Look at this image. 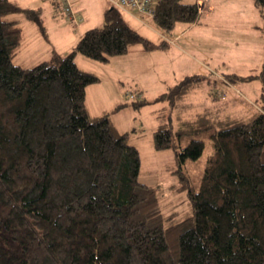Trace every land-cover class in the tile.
<instances>
[{
	"label": "trees",
	"instance_id": "trees-1",
	"mask_svg": "<svg viewBox=\"0 0 264 264\" xmlns=\"http://www.w3.org/2000/svg\"><path fill=\"white\" fill-rule=\"evenodd\" d=\"M254 4L264 50V0ZM16 12L44 30L39 9L0 0V264H264V56L257 72L228 76L260 82L246 118L221 117L219 106L191 111L185 99L204 82L200 74L157 96L177 110L179 127L156 129L155 149L173 148L180 163L196 159L204 141L179 146L188 132L207 133L213 147L197 190H188L193 213L164 225L158 185L140 181L128 133L116 132L108 112L89 115L86 86L99 77L75 56L107 62L135 44L151 51L166 42L142 36L110 5L103 25L69 52L24 67L13 61L23 31L7 16ZM201 12L198 0H159L149 20L168 33Z\"/></svg>",
	"mask_w": 264,
	"mask_h": 264
},
{
	"label": "rangeland",
	"instance_id": "rangeland-1",
	"mask_svg": "<svg viewBox=\"0 0 264 264\" xmlns=\"http://www.w3.org/2000/svg\"><path fill=\"white\" fill-rule=\"evenodd\" d=\"M24 1L32 8L43 6L44 11L40 17L46 16L47 8L51 7L49 2L51 0ZM81 1L82 5H79L78 9L80 12L88 13L90 22L88 28L103 25V11L110 7L109 2L107 0ZM180 1L191 2L193 0ZM222 2L219 3L223 7L217 9L206 22H203L204 13L201 14V12L198 24L177 37L176 45L182 49L181 51L166 52L167 45L148 51L144 50L140 44H135L127 53L110 56L107 62L83 55L75 61L81 69L93 72L99 77L97 82L87 85L85 90L91 117L93 116L92 109L98 104L97 93L102 90L112 97L107 100L113 106V109L108 112L109 118L113 121L116 132L118 134L127 132V142L139 151L140 181L158 185L159 205L164 217V225L177 222L193 213L188 190L189 188L193 191L197 190L204 161L212 152L213 147L207 133L188 132L180 136L179 146L183 147L192 137L202 138L204 141L202 152L196 159H186L180 163L173 148L155 149L153 133L156 129L167 125L175 134L179 127L175 117L177 110L170 111L167 101L156 100L157 96L176 84L185 74L198 72L204 74V82L185 99L187 104H192L191 111H201L204 106L221 105L223 99L226 98L225 92L228 91L237 96L239 100L247 99L252 112L258 107L256 105L260 88L258 78L250 80L228 78L233 74L255 73L262 65L264 50L261 29L249 26L252 24L249 22L255 20L254 15L258 13L255 12L249 20L240 18V13L243 16L242 10L230 12ZM122 16L129 26L149 40L154 42L164 40L161 34H166V32L154 26L149 19L146 18L145 23L142 24L127 14L123 13ZM7 17L9 19L23 17L26 35L30 31H28L29 25L37 31L41 41L44 40V32L35 22L26 19L21 13H12ZM188 25L190 23L177 22L172 33L174 35L180 33ZM186 39L190 45L186 44ZM25 51L26 45L23 42L18 46L13 61L18 63ZM49 54H52V51L51 53L49 51ZM194 58L203 63L201 69H198L199 64L194 61ZM163 61L165 65L160 67ZM38 62L37 59L30 66ZM229 83L233 85L231 91ZM95 91L96 95H93ZM117 92H120L121 98L114 99L117 97ZM237 109L232 108L236 116L242 118L249 116L248 108H246L248 110ZM184 111L185 108L183 114H185ZM222 112L231 114L227 107H224ZM183 176L188 181V187L180 189Z\"/></svg>",
	"mask_w": 264,
	"mask_h": 264
},
{
	"label": "crops",
	"instance_id": "crops-1",
	"mask_svg": "<svg viewBox=\"0 0 264 264\" xmlns=\"http://www.w3.org/2000/svg\"><path fill=\"white\" fill-rule=\"evenodd\" d=\"M11 1H14L15 3H17L22 8L39 9L40 15L43 14V11H44L43 6H38L36 8H32L31 6H29V4H26V2L24 0L23 1L22 0H20V1L19 0H11ZM221 1H223L222 4L225 5V7H227L230 12H233L235 10H242L243 16L240 13L239 14L240 18L242 17V18L249 20L253 17V14L255 12H257L258 15H256V14L254 15L255 20H251L249 23H252V24L251 25L249 24V26L251 28H260V29L262 28L261 24H262L263 19L259 13L257 7L254 4V0H219V1L207 0L206 3L204 4L205 6H204V9L202 10V13H201V14L204 13L203 19H202L203 22H206L210 18V16L216 12L217 9H219L220 7H223V6H220V3H219ZM49 2L51 3V7L47 8L48 13L46 14V16L44 15V17H41L42 23H43V29H44L43 30L44 40H42V41H41L37 31H35V29H33V27H30L29 25H28V27H29L28 31L29 30L30 31L26 35V28L24 27V21H23L24 18L23 17L13 18V20L18 21V23L22 27V31H23L20 44L24 42V45H26V51L18 63L24 67L30 66L31 63L35 60L37 61V59L40 62L42 60L50 59L55 54H58V55L66 54L67 52H69L72 49V47L77 42L79 37L83 34V32L86 29H88V27H90L89 26L90 22H89L88 13L83 12V11L80 12V10L78 9V6L82 5L81 0H77V1L73 0L74 9L76 10L78 22L67 21L66 23H65V19L63 17V14L60 11V9L57 7L56 3L53 0H51ZM191 2H197V0H193ZM191 2H188V3H191ZM19 13H21V12H19ZM103 13H104V11H103ZM121 13L123 14L124 12H121ZM21 14L24 17H26L23 13H21ZM124 14H127V13H124ZM127 15L130 16L131 18H134L137 22H140L143 24V22L136 19L135 17H133L129 14H127ZM26 19H27V17H26ZM197 22L190 23V25H188L180 33L175 34L176 36L172 33V30L174 28L166 34H164V33L161 34L162 37L164 38L165 42H166V45H167L165 51L166 52L181 51L182 49H180L176 45L177 37L179 35H182L184 32L188 31L189 28L196 26V24H198ZM81 25H82V27H81ZM261 35H262V32H261ZM185 42H187L186 43L187 45L188 44L190 45V43L188 42V39H186ZM48 48H50V49H48ZM47 49H48V51H47ZM49 51H50V53L52 51V54H49ZM80 55L81 54H77L75 56V61H76V58H78ZM194 59H195L194 61L199 64L198 69H201L203 63L200 60H198L197 58H194ZM81 61L84 62L83 59H81ZM164 65H165V63L163 61L160 64V67H163ZM191 74H199V73L194 72ZM187 75H190V74H187ZM229 86H230V88L229 87L228 88L231 91V89H232L231 86H233V85L230 84ZM259 90H260V88H259ZM237 92H239V90H237ZM225 93H226V98L223 99L222 104L221 105H216V104L213 105L214 108H218L217 106H219L221 117L228 114V113L222 112V110H224V107L228 108L229 112L231 113L230 115H232V116H236L235 112L232 110V108H236V109L238 108L237 110H248L249 108H251L250 105H248L247 99H244L245 101L239 100V99H237L238 98L237 96L230 94L231 92L228 91ZM97 94H98L97 95V98H98L97 103L98 104H96L94 106V108L92 109L93 110V112H92L93 116L92 117H96V116L102 114L103 112H110L113 109V106L111 105V103L107 102V100L112 98L111 96L107 95L105 93V91H102V90ZM93 95H96V91L94 92ZM258 95H259V93H258ZM116 96L117 97L114 99L121 98L120 92H117ZM228 96H230L229 99H227ZM240 104H242V105H240ZM254 105H255V103H254ZM86 106H87V110L89 113V107H88L87 101H86ZM239 106H240V108H239ZM206 107H209V106H204V108H206ZM246 108H248V109H246ZM249 110L250 111H248V112L250 115L252 113V109H249ZM112 123H113V121H112ZM144 183H146V182H144ZM146 184H149V183H146ZM149 185H153V184H149Z\"/></svg>",
	"mask_w": 264,
	"mask_h": 264
},
{
	"label": "built area",
	"instance_id": "built-area-1",
	"mask_svg": "<svg viewBox=\"0 0 264 264\" xmlns=\"http://www.w3.org/2000/svg\"><path fill=\"white\" fill-rule=\"evenodd\" d=\"M62 12L64 18L70 22H78L73 0H53ZM111 6L120 12L127 13L141 22L153 16L159 0H107ZM207 0H198L199 10L204 9ZM237 91V90H236Z\"/></svg>",
	"mask_w": 264,
	"mask_h": 264
}]
</instances>
